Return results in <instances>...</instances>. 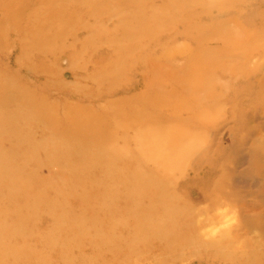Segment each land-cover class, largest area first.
Returning <instances> with one entry per match:
<instances>
[{
    "label": "rangeland",
    "instance_id": "obj_1",
    "mask_svg": "<svg viewBox=\"0 0 264 264\" xmlns=\"http://www.w3.org/2000/svg\"><path fill=\"white\" fill-rule=\"evenodd\" d=\"M0 264H264V0H0Z\"/></svg>",
    "mask_w": 264,
    "mask_h": 264
},
{
    "label": "clouds",
    "instance_id": "obj_2",
    "mask_svg": "<svg viewBox=\"0 0 264 264\" xmlns=\"http://www.w3.org/2000/svg\"><path fill=\"white\" fill-rule=\"evenodd\" d=\"M216 234H217V233H216V231H214V230L210 232V236H212V237H215Z\"/></svg>",
    "mask_w": 264,
    "mask_h": 264
},
{
    "label": "bare ground",
    "instance_id": "obj_3",
    "mask_svg": "<svg viewBox=\"0 0 264 264\" xmlns=\"http://www.w3.org/2000/svg\"><path fill=\"white\" fill-rule=\"evenodd\" d=\"M180 97H182V95L180 94Z\"/></svg>",
    "mask_w": 264,
    "mask_h": 264
}]
</instances>
